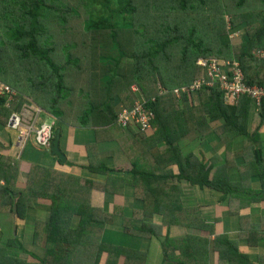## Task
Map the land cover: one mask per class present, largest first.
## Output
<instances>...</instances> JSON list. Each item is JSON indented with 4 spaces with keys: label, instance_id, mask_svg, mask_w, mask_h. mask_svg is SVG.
I'll list each match as a JSON object with an SVG mask.
<instances>
[{
    "label": "trees",
    "instance_id": "16d2710c",
    "mask_svg": "<svg viewBox=\"0 0 264 264\" xmlns=\"http://www.w3.org/2000/svg\"><path fill=\"white\" fill-rule=\"evenodd\" d=\"M240 26L246 36L233 47L228 32ZM259 48H264V0H0V82L14 91L8 101L0 96V128L24 96L55 118L54 128H92L97 138L115 141L131 164L126 178L103 163L84 166L105 175L101 183L29 162L21 184L24 147L16 159L0 152V213L23 220L34 199L50 202L46 218H35L29 230L35 250L12 234L0 240V264H27L13 249L40 264H79L78 254L80 264H99L103 255L104 264L120 258L122 264H145L153 240L160 247L159 264H209L211 252L216 264H250L225 234L210 242L190 233L188 228L208 227L201 210L180 198L184 182L229 195L237 209L264 201V107L251 133L249 98L228 105L217 88L186 87L203 75L196 60L210 57H236L248 82L263 83L264 61L253 55ZM138 107L150 113L146 122ZM122 110L124 123L118 120ZM210 134L224 154L204 161L187 138L198 143ZM238 140L243 148L233 154ZM232 166L235 182L229 177ZM68 178L72 183H65ZM255 181L257 190L251 188ZM94 189L111 202L94 203ZM117 219L123 229L111 227ZM178 228L182 234L170 233ZM258 238L264 240V228L249 243ZM128 239L147 242L146 250Z\"/></svg>",
    "mask_w": 264,
    "mask_h": 264
},
{
    "label": "crops",
    "instance_id": "0c3cea01",
    "mask_svg": "<svg viewBox=\"0 0 264 264\" xmlns=\"http://www.w3.org/2000/svg\"><path fill=\"white\" fill-rule=\"evenodd\" d=\"M59 128V148L65 157V162L61 164L55 163V160H52L53 158L51 159L46 155V149L39 148L33 142H30L29 148L25 152L26 159L24 161L22 160L21 163L20 179L23 178L24 180L25 175L22 174L23 170L31 162L54 165L55 169L75 176H80V169L84 172V175L92 174V172L84 167L87 164L99 162L109 167H113L116 164L118 156L116 153L117 146L112 139H106L105 137L97 138L92 128L72 127L65 124ZM205 137L212 139L214 136L210 134ZM209 141L212 140L203 139L201 142V144L205 143L203 146L204 151L210 149ZM92 144L95 145L92 146ZM86 146H89L88 148L92 155L90 158L87 155ZM33 150H43V153L37 154ZM217 153L222 156L224 154L223 149L220 148V151ZM64 163H67V165H64ZM128 165L129 168L126 167L124 168L125 170L131 168V164L129 163ZM228 170L231 173L229 174L230 180L235 182V168L232 166ZM182 184V204L184 206L198 207L205 219V225L208 227L204 230L188 228L187 230L190 233L208 237L210 242L215 234H225L237 245L239 252L248 255L250 264H264V240L258 238L256 242L249 243L252 242L250 240L254 238L255 233L264 228V201L250 202L248 206L237 209L236 205L238 203H234L227 194H223L209 187L201 189L184 182ZM254 186H257V182L252 184L251 188L254 189ZM91 198L93 202L100 204L101 207L104 206V201L111 202L112 200V198L106 199L104 192L96 189L92 191ZM38 201L42 205L46 204V202H42L41 200ZM208 229L213 230V234ZM212 253L209 256V264H216L215 254Z\"/></svg>",
    "mask_w": 264,
    "mask_h": 264
},
{
    "label": "rangeland",
    "instance_id": "374dc122",
    "mask_svg": "<svg viewBox=\"0 0 264 264\" xmlns=\"http://www.w3.org/2000/svg\"><path fill=\"white\" fill-rule=\"evenodd\" d=\"M251 17L253 18V16H250L249 18H251ZM246 20L249 23L252 22V19L249 20L246 18ZM254 23L258 24L257 21H255ZM245 33L246 32H245L244 28H242L241 26L239 28H236L234 30L229 31L228 32V40H229L230 45L232 44L233 47H236V46L238 47L242 41V38H244L246 36ZM233 60H237V58L234 57ZM18 101H19L17 103L18 108H15L13 114H15V113L19 114V116L22 117L24 122L30 123L33 120L36 123H41V122H46V121L52 122L51 120H55L50 114L43 112L38 106H36L32 102H30L29 99H27L26 97L22 96L19 98ZM259 121H260V118L258 116H256L255 114H253V112H251L250 116L248 118V126H247L248 132L252 133ZM8 123H9V121H7L6 126L0 128V152H2L3 154H8V155L12 156L14 159H16V157H19V154H20L19 150H21V149H19V147H21V146L17 142L18 141L17 140L18 131L9 128ZM259 130H260V128H259ZM261 131L262 132H260V139H261L260 146H261L262 151L264 153V125L261 127ZM193 138H194L193 136L192 137L188 136V138H187L188 143L191 144V145H189V147L191 146L190 150L195 155H197L199 158L203 159L204 161H208L211 158V156H213L214 153H217L218 151H220V148H221L220 142L215 136L212 137V139L209 137H204L205 140H212V141L208 142V144L211 147L207 151L203 150V146L205 145V143L201 144L202 141L196 143V142H194L195 140L193 141ZM30 142L31 141H28L25 144L24 149H23L24 150L23 153H25L26 150L29 148L28 145L30 144ZM116 146H117V144H116ZM232 146H233L232 149L234 152L233 154H238L240 152V150L243 148V145H242L241 141H239V140L237 142H234L232 144ZM33 151L37 152V154L43 153V150H33ZM114 151H115V149H114ZM116 151H117L116 153L118 155L117 161H116V164L112 168L120 170L119 176H121L122 178H126V173L124 172V170H125L124 168H126V167L129 168L128 164L130 163L129 162L130 160L123 153V150L120 149L118 146L116 148ZM62 162H65V161H61V163ZM64 165H67V163H64ZM235 174H236V172H235ZM81 176L85 177V178L92 179L96 182L97 181L101 182V183H103L104 181L107 180L105 175H101V174H97V173L84 175V172L81 171V169H80V177ZM19 180H20L19 183L22 184V182H24L25 179L23 180V178H21V179L19 178ZM65 183H67V184L72 183V179L68 178L67 182H65ZM253 184H255V183H253ZM181 185H183V184H181ZM254 189L257 190V186L256 187L254 186ZM128 195H129V189L126 188L125 194L122 197V199L120 200L122 203L124 201V203H123L124 206L127 205V201H128L127 196ZM105 196H106V199L109 198V195H107V193L105 194ZM180 200L182 203V197L180 198ZM49 204H50V202L46 201V204L42 205L41 202L34 199L33 204H32V208L26 210V215H25V218L23 220L16 218L13 213H10L8 211L0 213V231H2L1 232L2 237L0 238V240L4 241L7 239V237H10L13 234V235L17 236L20 240H22L23 243L26 245V247H28V249L30 248V250H35V248L33 246H31L32 244L29 243V238H30V231L29 230L31 229V226L33 225V221L35 218H39L41 220H44L46 218V214H47V210H48L47 208L49 207ZM64 208H67V210H68V208H70V207L66 206ZM153 219H155V218H153ZM73 221H74V219H73ZM117 222H119V219H117ZM74 226H75V224H74ZM109 227L110 226H107V228H109ZM111 227L116 229V230L123 229L121 222L116 223V224H112ZM175 232H176V234H177V232L179 234H182L183 231H182V229L178 228L177 230L172 229V231L170 233L172 235H176V234H173ZM129 240L130 239H128V242H129ZM146 244H147V242H145V241H141L138 243V241L136 239L130 240V246L138 248L141 251L146 250ZM150 248H151L152 256L150 259L147 260L148 262L145 264H159L161 252H159L160 247H157V242L154 240L149 242V244H147V249L150 250ZM34 252H36V251H34ZM13 253H15L19 259L24 260L27 264H40L39 261L34 260L33 258L28 256L27 254H24L20 251L13 249ZM37 253L39 254V252H37ZM75 259H77L79 264L83 260V258L80 257L79 254L75 256ZM104 259H105V256L103 255V257H101V261L99 264H104V261H103ZM118 264H122L121 258L119 259Z\"/></svg>",
    "mask_w": 264,
    "mask_h": 264
},
{
    "label": "built area",
    "instance_id": "2783aa9c",
    "mask_svg": "<svg viewBox=\"0 0 264 264\" xmlns=\"http://www.w3.org/2000/svg\"><path fill=\"white\" fill-rule=\"evenodd\" d=\"M254 57L259 61H264V48L254 51ZM234 59V58H233ZM222 59L210 57L207 59L198 58L196 64L203 69V75L195 78L188 86L191 92H196L199 88H217L223 98V102L228 105H236L243 98L251 100V112L260 118V114L264 107V80L263 83L248 82L239 66L237 60ZM186 88L183 87V90ZM177 92V89L174 90ZM14 91L7 85L0 82V96L6 95L7 101L12 98ZM139 118L146 122L150 113L143 112L138 107ZM132 115L136 111L131 112ZM136 116V115H135ZM127 111L122 110L118 114V120L125 122ZM264 125V123H263ZM8 127L18 131V144L22 148L28 141L33 142L37 147H49L53 137L54 122L36 123L33 120L24 122L19 114H12Z\"/></svg>",
    "mask_w": 264,
    "mask_h": 264
},
{
    "label": "water",
    "instance_id": "95a60500",
    "mask_svg": "<svg viewBox=\"0 0 264 264\" xmlns=\"http://www.w3.org/2000/svg\"><path fill=\"white\" fill-rule=\"evenodd\" d=\"M60 128L54 130V135L50 144V153L58 157L61 161H65V157L59 148Z\"/></svg>",
    "mask_w": 264,
    "mask_h": 264
},
{
    "label": "clouds",
    "instance_id": "9594fccd",
    "mask_svg": "<svg viewBox=\"0 0 264 264\" xmlns=\"http://www.w3.org/2000/svg\"><path fill=\"white\" fill-rule=\"evenodd\" d=\"M52 122H55V120H51ZM46 122H48V121H46ZM54 126H55V124H54ZM56 128H54V130H55ZM54 130H53V135H54ZM53 138V137H52ZM18 140V139H17ZM52 140V139H51ZM18 142V141H17ZM50 144H51V142H50ZM25 146V145H24ZM23 146V147H24ZM36 146V145H35ZM23 147L22 148H20L19 147V149H23ZM40 148V147H39ZM42 149H47V150H50V145H49V147H43ZM21 150H19V153L21 152Z\"/></svg>",
    "mask_w": 264,
    "mask_h": 264
}]
</instances>
